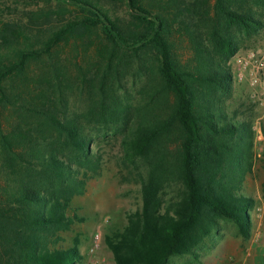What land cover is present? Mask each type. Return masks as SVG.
Wrapping results in <instances>:
<instances>
[{
	"label": "trees",
	"instance_id": "obj_1",
	"mask_svg": "<svg viewBox=\"0 0 264 264\" xmlns=\"http://www.w3.org/2000/svg\"><path fill=\"white\" fill-rule=\"evenodd\" d=\"M27 1L41 7L0 15V264L83 258L77 238L62 248L57 237L80 219L67 211L83 190L81 162H93L85 124L129 123V113L125 157L146 173L140 209L105 237L115 264H168L217 217L248 236L251 201L231 184L245 173L239 140L251 130L216 97L232 86L236 35L260 28L253 2L264 0ZM128 76L146 80L133 112L120 93ZM75 87L91 95L85 116L69 112Z\"/></svg>",
	"mask_w": 264,
	"mask_h": 264
},
{
	"label": "rangeland",
	"instance_id": "obj_2",
	"mask_svg": "<svg viewBox=\"0 0 264 264\" xmlns=\"http://www.w3.org/2000/svg\"><path fill=\"white\" fill-rule=\"evenodd\" d=\"M253 3L262 25L250 33L238 32L236 35L238 50L226 60L231 72L238 56L246 55L250 51L264 50V1L259 5ZM115 4V9L119 11L122 5L118 2ZM39 7L40 4L36 5L27 0H0V15H18L17 17L24 19L27 18L26 10L28 13L29 9L36 10ZM93 61L94 55L88 53L85 65H91ZM42 67L41 63H34L31 69L39 73ZM232 77V86L227 92H218L216 98L221 100L219 104L227 113V120L249 124L251 130L252 136L248 142L239 140V144L246 151L241 159L246 168L245 173L239 183L231 184L237 195L251 201L248 209L249 235H242L238 225L229 219L217 217L209 233L198 245L189 252L173 254L168 264H248L250 259L245 257L264 250V95L262 99L251 97V87L246 82L234 79L233 72ZM145 82L144 78L137 79L136 83L130 76L126 78V88L120 93L133 105L131 112L135 105L147 98V95L141 94L145 90ZM68 106L71 114L87 115L91 107L90 93H81L77 87L73 88L69 94ZM127 116L129 123L124 124H85L93 162H81L83 167L79 178L84 180L83 190L73 196L67 211L68 214H76L80 219L74 221L69 229L58 232L57 237V246L62 248L72 245L74 238L79 240L78 248L83 258L75 264L88 261V252L96 233L99 235L98 248L89 264H102V255L111 260L113 255L105 237L110 231L119 229L126 223L128 212L141 207L139 182L140 174L144 176L146 173V165L141 159L127 160L125 157L124 139L130 133L136 115L129 113ZM84 170L87 175L85 177L82 174Z\"/></svg>",
	"mask_w": 264,
	"mask_h": 264
},
{
	"label": "built area",
	"instance_id": "obj_3",
	"mask_svg": "<svg viewBox=\"0 0 264 264\" xmlns=\"http://www.w3.org/2000/svg\"><path fill=\"white\" fill-rule=\"evenodd\" d=\"M234 79L246 82L251 87V97L262 99L264 95V50L250 51L246 55L238 56L232 67ZM99 235H94L93 245L88 252L89 264L98 248Z\"/></svg>",
	"mask_w": 264,
	"mask_h": 264
},
{
	"label": "crops",
	"instance_id": "obj_4",
	"mask_svg": "<svg viewBox=\"0 0 264 264\" xmlns=\"http://www.w3.org/2000/svg\"><path fill=\"white\" fill-rule=\"evenodd\" d=\"M249 258L250 262L248 264H264V250H259L254 252L253 254H251V256L249 257H245V259ZM102 264H115L113 258L110 260L108 259L106 256H101L100 258ZM103 261H106L105 263H103ZM242 264H246V262H243Z\"/></svg>",
	"mask_w": 264,
	"mask_h": 264
}]
</instances>
